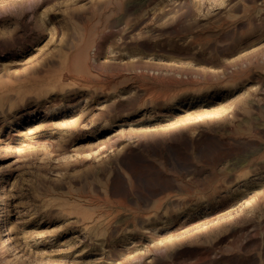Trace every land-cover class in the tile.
I'll return each instance as SVG.
<instances>
[{
    "label": "rangeland",
    "instance_id": "1",
    "mask_svg": "<svg viewBox=\"0 0 264 264\" xmlns=\"http://www.w3.org/2000/svg\"><path fill=\"white\" fill-rule=\"evenodd\" d=\"M0 264H264V0H0Z\"/></svg>",
    "mask_w": 264,
    "mask_h": 264
},
{
    "label": "bare ground",
    "instance_id": "2",
    "mask_svg": "<svg viewBox=\"0 0 264 264\" xmlns=\"http://www.w3.org/2000/svg\"><path fill=\"white\" fill-rule=\"evenodd\" d=\"M4 225H5V222L3 221V222L1 223V225H0V231L3 229Z\"/></svg>",
    "mask_w": 264,
    "mask_h": 264
}]
</instances>
